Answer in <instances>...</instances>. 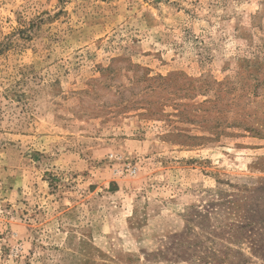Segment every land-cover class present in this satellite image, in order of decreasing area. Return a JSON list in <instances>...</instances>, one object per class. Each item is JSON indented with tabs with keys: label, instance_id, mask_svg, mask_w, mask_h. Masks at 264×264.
Instances as JSON below:
<instances>
[{
	"label": "rangeland",
	"instance_id": "1",
	"mask_svg": "<svg viewBox=\"0 0 264 264\" xmlns=\"http://www.w3.org/2000/svg\"><path fill=\"white\" fill-rule=\"evenodd\" d=\"M0 264H264V0H0Z\"/></svg>",
	"mask_w": 264,
	"mask_h": 264
},
{
	"label": "built area",
	"instance_id": "2",
	"mask_svg": "<svg viewBox=\"0 0 264 264\" xmlns=\"http://www.w3.org/2000/svg\"><path fill=\"white\" fill-rule=\"evenodd\" d=\"M125 169L131 175H136L137 174V168L136 167H130V166H128Z\"/></svg>",
	"mask_w": 264,
	"mask_h": 264
}]
</instances>
